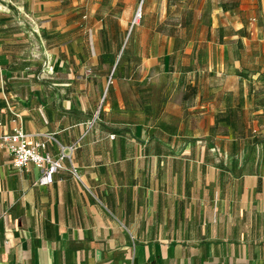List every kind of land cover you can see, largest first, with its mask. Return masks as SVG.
I'll return each mask as SVG.
<instances>
[{"label":"crops","instance_id":"obj_1","mask_svg":"<svg viewBox=\"0 0 264 264\" xmlns=\"http://www.w3.org/2000/svg\"><path fill=\"white\" fill-rule=\"evenodd\" d=\"M263 62L264 0H0V135L76 146L0 148V264H264Z\"/></svg>","mask_w":264,"mask_h":264},{"label":"built area","instance_id":"obj_2","mask_svg":"<svg viewBox=\"0 0 264 264\" xmlns=\"http://www.w3.org/2000/svg\"><path fill=\"white\" fill-rule=\"evenodd\" d=\"M46 74H52V68H45ZM14 117L20 121L18 115ZM0 148L5 150L11 158L13 168L21 170L27 165H33L39 172L38 185L46 186L52 183L53 176L58 170L64 169L63 161H71V156L76 146H60L56 156H50L45 152V145L39 142H30L20 124H17L10 133L0 135ZM71 174L77 176L73 166L68 169Z\"/></svg>","mask_w":264,"mask_h":264},{"label":"rangeland","instance_id":"obj_3","mask_svg":"<svg viewBox=\"0 0 264 264\" xmlns=\"http://www.w3.org/2000/svg\"><path fill=\"white\" fill-rule=\"evenodd\" d=\"M138 15L136 14V17H135V19L136 20H140V15L137 17ZM135 21V20H134ZM247 53H246V51L245 50H242L241 52H239V56H242V58H243V61H244V63L245 64H253V63H251L250 61H251V58H249L248 59V57H247V55H246ZM264 63V62H263ZM259 64H261V63H259ZM3 89H4V92H6V86H4L3 85Z\"/></svg>","mask_w":264,"mask_h":264},{"label":"bare ground","instance_id":"obj_4","mask_svg":"<svg viewBox=\"0 0 264 264\" xmlns=\"http://www.w3.org/2000/svg\"><path fill=\"white\" fill-rule=\"evenodd\" d=\"M137 15L139 16V15H140V13L138 12V14H137ZM138 16H137V17H138Z\"/></svg>","mask_w":264,"mask_h":264}]
</instances>
